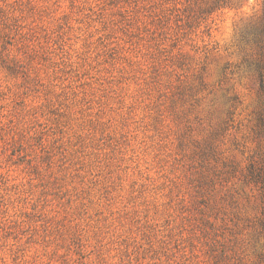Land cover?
<instances>
[{
    "label": "rangeland",
    "instance_id": "rangeland-1",
    "mask_svg": "<svg viewBox=\"0 0 264 264\" xmlns=\"http://www.w3.org/2000/svg\"><path fill=\"white\" fill-rule=\"evenodd\" d=\"M0 264H264V0H0Z\"/></svg>",
    "mask_w": 264,
    "mask_h": 264
}]
</instances>
